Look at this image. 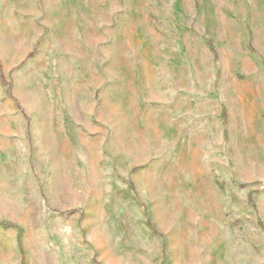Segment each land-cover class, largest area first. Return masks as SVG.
Segmentation results:
<instances>
[{
  "label": "rangeland",
  "instance_id": "1",
  "mask_svg": "<svg viewBox=\"0 0 264 264\" xmlns=\"http://www.w3.org/2000/svg\"><path fill=\"white\" fill-rule=\"evenodd\" d=\"M0 264H264V0H0Z\"/></svg>",
  "mask_w": 264,
  "mask_h": 264
}]
</instances>
